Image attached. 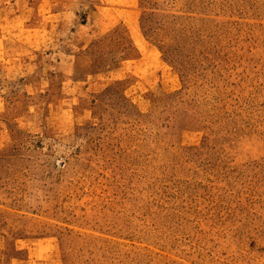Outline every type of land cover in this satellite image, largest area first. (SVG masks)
<instances>
[{
    "label": "rangeland",
    "instance_id": "374dc122",
    "mask_svg": "<svg viewBox=\"0 0 264 264\" xmlns=\"http://www.w3.org/2000/svg\"><path fill=\"white\" fill-rule=\"evenodd\" d=\"M92 1L0 0V264H264V0Z\"/></svg>",
    "mask_w": 264,
    "mask_h": 264
},
{
    "label": "crops",
    "instance_id": "0c3cea01",
    "mask_svg": "<svg viewBox=\"0 0 264 264\" xmlns=\"http://www.w3.org/2000/svg\"><path fill=\"white\" fill-rule=\"evenodd\" d=\"M134 3L135 0H97L96 2L92 1V6L90 7L89 5L87 10H83V12H86V17L88 19V21L86 20V22H90L91 26H86V22H81L79 23V28L84 29L83 27H86L88 28L87 32H83L82 30L79 31L78 27L76 29V33L78 35L84 34V37H87L86 40H88V37H93L88 40L89 42L87 41L88 43H83V46L86 45L83 48L89 49L92 42L96 40L94 39L95 37H97L98 35L106 34V32L110 28L117 26V24L122 21L127 24V27L129 29L130 27L131 29L132 27H136L137 16L124 14V12L129 10L128 7L132 6ZM77 9L78 6L76 9H71V11L76 14V16L77 13H79ZM66 11H68V9H66ZM133 34L131 36V39H134L132 38L134 37Z\"/></svg>",
    "mask_w": 264,
    "mask_h": 264
}]
</instances>
